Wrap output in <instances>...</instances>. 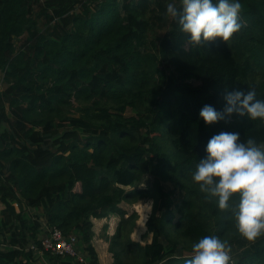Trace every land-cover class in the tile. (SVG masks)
I'll list each match as a JSON object with an SVG mask.
<instances>
[{
  "label": "trees",
  "instance_id": "trees-1",
  "mask_svg": "<svg viewBox=\"0 0 264 264\" xmlns=\"http://www.w3.org/2000/svg\"><path fill=\"white\" fill-rule=\"evenodd\" d=\"M173 2L0 0V264H36L27 248H40V219L77 235L98 264L93 222L109 215L112 264H185L205 235L228 243L233 264H264V237H240L192 181L215 134L264 147L260 120L199 119L227 92L264 99V0H241L240 30L204 46L166 16ZM141 202L151 205L142 247L130 238L137 213L121 206Z\"/></svg>",
  "mask_w": 264,
  "mask_h": 264
},
{
  "label": "clouds",
  "instance_id": "clouds-1",
  "mask_svg": "<svg viewBox=\"0 0 264 264\" xmlns=\"http://www.w3.org/2000/svg\"><path fill=\"white\" fill-rule=\"evenodd\" d=\"M241 0H178L166 7L190 46H204L217 39L227 42L241 28ZM225 106L217 111L204 105L199 119L214 124L233 115L264 122V99L254 88L224 95ZM204 157L192 173L205 199L230 212L236 232L253 242L264 237V147L253 139L246 142L238 132L213 135L204 148ZM230 247L216 235H205L193 243L185 264H230Z\"/></svg>",
  "mask_w": 264,
  "mask_h": 264
},
{
  "label": "rangeland",
  "instance_id": "rangeland-1",
  "mask_svg": "<svg viewBox=\"0 0 264 264\" xmlns=\"http://www.w3.org/2000/svg\"><path fill=\"white\" fill-rule=\"evenodd\" d=\"M21 42L22 41L17 42L16 46H19ZM4 87H5V84H3L2 75H0V92L4 90L3 89ZM126 115L130 116L131 114L130 112H127ZM168 189H170V187ZM181 197L182 195H178L177 193L174 198V201L179 202ZM121 206L128 213H130L131 211L137 213L138 221L135 224V230L133 231V234L130 235V238L133 242L140 243V246L142 247L146 242H149L150 240V236L146 233V230H145V222L151 213V205L149 204V202H141L135 206L125 205V204H122ZM28 213H29V216H31L32 214H35L36 212L31 210ZM36 214L37 216L41 217L39 213H36ZM117 223H118V218L112 215H109L108 218L106 219L94 220L95 238L93 241V247L96 252L98 264H105L104 262H108V259L111 258V255L109 253L108 239H110L115 234L116 229H117ZM162 242L165 246L170 247V245H168L164 240H162ZM0 245L2 246V249L4 250L7 248L1 239H0ZM78 249L82 257L88 262L87 254L80 244H78ZM183 254L178 249L177 255H183ZM34 258H35L34 262H36V264H48L45 253L42 254V256L36 254ZM111 261H112V258H111ZM89 262H91L90 258H89Z\"/></svg>",
  "mask_w": 264,
  "mask_h": 264
},
{
  "label": "built area",
  "instance_id": "built-area-1",
  "mask_svg": "<svg viewBox=\"0 0 264 264\" xmlns=\"http://www.w3.org/2000/svg\"><path fill=\"white\" fill-rule=\"evenodd\" d=\"M41 238L39 241L40 248L37 245L30 244L27 251L38 254L49 253L51 256L70 257L79 264H90L81 255L78 249L79 237L74 234L63 235L59 230L48 227L45 220L40 219ZM230 264H233L231 259Z\"/></svg>",
  "mask_w": 264,
  "mask_h": 264
},
{
  "label": "crops",
  "instance_id": "crops-1",
  "mask_svg": "<svg viewBox=\"0 0 264 264\" xmlns=\"http://www.w3.org/2000/svg\"><path fill=\"white\" fill-rule=\"evenodd\" d=\"M94 223V222H93ZM95 238V237H94ZM109 256V255H108ZM105 264H112L111 258L108 259V262H104Z\"/></svg>",
  "mask_w": 264,
  "mask_h": 264
}]
</instances>
